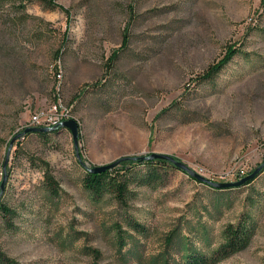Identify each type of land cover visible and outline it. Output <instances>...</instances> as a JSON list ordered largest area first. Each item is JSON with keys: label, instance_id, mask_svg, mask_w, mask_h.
<instances>
[{"label": "rangeland", "instance_id": "rangeland-1", "mask_svg": "<svg viewBox=\"0 0 264 264\" xmlns=\"http://www.w3.org/2000/svg\"><path fill=\"white\" fill-rule=\"evenodd\" d=\"M56 3L63 11L28 5L27 18L15 0H0V186L6 174L16 213L12 229L0 218V250L11 264H184L194 252L213 256L244 215L254 237L215 264H264V171L219 191L163 165V184L132 183L125 205L94 200L83 182L84 165L152 153L219 183L264 165V0ZM234 47L222 72L203 80ZM57 104L79 123L78 150L69 130L27 134L5 172L13 138Z\"/></svg>", "mask_w": 264, "mask_h": 264}, {"label": "trees", "instance_id": "trees-1", "mask_svg": "<svg viewBox=\"0 0 264 264\" xmlns=\"http://www.w3.org/2000/svg\"><path fill=\"white\" fill-rule=\"evenodd\" d=\"M7 3H11L13 0H3ZM30 4H40L46 9H59L63 11V8L56 3V0H15L14 9L22 16L29 18L27 14V6ZM239 53V49L231 48L226 55V57L221 60L218 64L210 67L207 73L203 76V80L211 81L216 76H218L222 70L230 63L236 55ZM115 57V56H114ZM52 129L46 133H29L35 134L43 139H49L53 135L59 134L63 129L60 127L50 128ZM25 131V130H23ZM28 134V135H29ZM167 165L174 169H177L173 164L163 161L155 160L148 162H134L127 161L114 168L113 170L106 171L101 174H92L87 172L84 178V188L92 195L94 200H102L106 195H113L121 205L127 204L131 199L130 187L132 183H136L139 186L144 187H155L162 185L165 180V175L167 171L161 166ZM134 166L146 167L145 172L137 170ZM39 170L44 172V186L53 198H59V187L55 179L51 176L48 169L40 168L36 166ZM178 170V169H177ZM264 169L260 172L262 173ZM259 173V174H260ZM10 174V173H9ZM258 174V176H259ZM256 176V178L258 177ZM255 178V179H256ZM254 179V180H255ZM254 180L246 183L241 187L248 186L254 182ZM201 184V183H200ZM224 189L219 191H227L233 189ZM7 188L4 187L1 190L0 186V218L2 219L4 225L7 229H12L14 227V219L16 217L15 211L8 206L5 202V194ZM137 230V229H136ZM256 232V223L252 217L244 215L243 218L237 224H230L226 227L224 231V243L219 247V249L213 254V256H207L202 253H192L186 257L184 264H215L220 262L229 256L240 252L246 248L251 242ZM0 263L11 264V260L6 257V255L0 250Z\"/></svg>", "mask_w": 264, "mask_h": 264}, {"label": "water", "instance_id": "water-1", "mask_svg": "<svg viewBox=\"0 0 264 264\" xmlns=\"http://www.w3.org/2000/svg\"><path fill=\"white\" fill-rule=\"evenodd\" d=\"M61 129L63 130H69L73 136L74 144L76 147V150H78V145H79V138H80V126L79 123L75 119H70L62 123L60 126ZM52 129L50 128H27L24 133L17 134L13 140L10 143L9 150H8V155L6 158V162L4 164V170L6 172V168L9 162V155L13 149V146L15 142L19 139H21L24 135H27L29 133H46L51 131ZM53 131V130H52ZM80 159V157L78 156ZM155 160H163L166 162H169L173 164L177 169L185 172L188 174L189 177L192 179L196 180L197 182L207 185L213 189L216 190H224V189H232V188H238L246 183L254 180L256 176L263 170L264 165L260 166L258 169H256L252 174L249 176L242 178L241 180L237 182H229V183H219V182H214L213 180H209L203 175H200L199 173L195 172L192 170L190 167H188L186 164L182 163L181 161L177 160L173 156L166 155V154H158V153H152L149 154L148 156H135V157H123L117 161H115L112 164H109L107 166H102V167H95V168H87L85 165L84 167L86 168L87 172L92 173V174H101L105 173L106 171L113 170L114 168L118 167L124 162L127 161H134V162H148V161H155ZM81 162V160H80ZM83 165V163H81ZM7 180V175L5 174L4 179L1 184V190L4 189L5 184Z\"/></svg>", "mask_w": 264, "mask_h": 264}, {"label": "built area", "instance_id": "built-area-1", "mask_svg": "<svg viewBox=\"0 0 264 264\" xmlns=\"http://www.w3.org/2000/svg\"><path fill=\"white\" fill-rule=\"evenodd\" d=\"M59 78L61 77L59 76ZM51 109L52 116H41V114H37L32 118L31 125L28 128L60 127L63 122L71 119L69 111L64 109L62 104H57Z\"/></svg>", "mask_w": 264, "mask_h": 264}, {"label": "bare ground", "instance_id": "bare-ground-1", "mask_svg": "<svg viewBox=\"0 0 264 264\" xmlns=\"http://www.w3.org/2000/svg\"><path fill=\"white\" fill-rule=\"evenodd\" d=\"M57 128V127H56Z\"/></svg>", "mask_w": 264, "mask_h": 264}]
</instances>
